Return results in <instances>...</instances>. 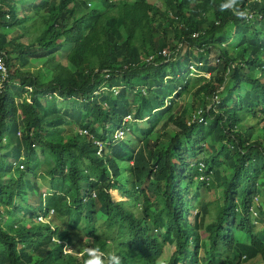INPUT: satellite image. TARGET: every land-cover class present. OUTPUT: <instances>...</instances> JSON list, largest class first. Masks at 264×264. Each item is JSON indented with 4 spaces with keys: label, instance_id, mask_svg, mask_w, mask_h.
Wrapping results in <instances>:
<instances>
[{
    "label": "trees",
    "instance_id": "trees-1",
    "mask_svg": "<svg viewBox=\"0 0 264 264\" xmlns=\"http://www.w3.org/2000/svg\"><path fill=\"white\" fill-rule=\"evenodd\" d=\"M25 1L0 0V264H83L72 232L122 264H264V0Z\"/></svg>",
    "mask_w": 264,
    "mask_h": 264
},
{
    "label": "clouds",
    "instance_id": "clouds-1",
    "mask_svg": "<svg viewBox=\"0 0 264 264\" xmlns=\"http://www.w3.org/2000/svg\"><path fill=\"white\" fill-rule=\"evenodd\" d=\"M218 7H219V10L221 12L231 11L232 14L235 17H237L238 19H247V17H248V11L241 6V0H222V2L218 5ZM164 52L168 53V56H167L168 58L172 57V49L171 48L163 49L162 52L160 53L159 57L160 56L165 57L163 55ZM148 56L150 58V55H148ZM155 56H154V58H155ZM167 57H165V58H167ZM154 58H153V60H154ZM152 61L147 62V60H146L147 63H151ZM191 70L195 72V70L193 68H191ZM209 77H211V76H209ZM214 101H215V103L217 105H220V102L218 101V99H215ZM212 109H213V107L209 106L208 109H203L202 111L196 113L194 115L193 119L188 122V125L192 126L193 124H196V123L207 125V122H206V120L204 118V114L208 113ZM126 132L127 133L129 132V128H128V130L125 129V135L123 136V138L117 139L116 141L118 142V141L123 140L125 138L126 134H127ZM202 179L205 180L207 178L202 177ZM112 190L119 191V189H111L110 191H112ZM110 191H109V193L111 194ZM119 193L123 194L121 191H119ZM111 196H112V194H111ZM113 199H115V198H113ZM126 200H127V198L123 199V200H117V201H126ZM259 200H262V199L256 197L255 200H254V203L257 204V205H260L258 203ZM261 204H262V201H261ZM251 213H255L253 211V209H252ZM255 215H256V213H255ZM39 220L42 221V222H47V219H45V218H44V220H41V218ZM209 223H211V222H209ZM154 233L155 234L159 233V230L157 228H155L154 229ZM64 248L67 250L66 252L68 254H70V255L74 254L73 251H76V249H77V248H75V249L71 248L66 243L64 245ZM257 252H259V250H257ZM77 255L79 257L83 258V264H122V259H121V257L118 254H116L115 252L106 254L104 251H102L98 247H89V246H85V245L82 244V245L79 246V250L77 252ZM199 262L202 263L201 261H199ZM251 262L253 264L255 262H258L259 264H262L263 261L261 260V256H258L255 260H253Z\"/></svg>",
    "mask_w": 264,
    "mask_h": 264
},
{
    "label": "rangeland",
    "instance_id": "rangeland-1",
    "mask_svg": "<svg viewBox=\"0 0 264 264\" xmlns=\"http://www.w3.org/2000/svg\"><path fill=\"white\" fill-rule=\"evenodd\" d=\"M150 1L151 2H154V3H157L158 2L157 0H150ZM17 3H19V6L20 7L28 6V4H29V2L28 1H25V0L24 1L23 0H17ZM30 13L31 12H26L24 10H21L20 11V15H22V16L24 15L25 17H28L30 15ZM200 52L202 53L203 52V49H201ZM149 55L150 56H155V54L153 52H150ZM31 63L34 65V67L37 70H41V69L45 70L44 69V66H43V64H44L43 61H39L38 59H33L32 61H30V64ZM206 77L209 78V75H206ZM261 80L264 82V78H262ZM58 103H60V102H58ZM177 104L180 105L181 102L178 101ZM166 120H167V118L164 119V120H162V123H166ZM140 124L143 125L144 123H140ZM39 184L43 188V197H44V194L45 193L48 194L49 191H50L49 188H48V180L47 179L44 180L43 178H40L39 179ZM110 192H111L113 198H115L116 200L126 199L125 195L120 194L119 191H117V190H112ZM205 195H206V199L205 200H206L207 204H209V208H211L212 211H215L217 208H219V204L220 203L218 202V198H217V196L215 194H213L211 192H208V194H206L205 192H203V196H205ZM188 198L189 197H186V200H188ZM261 201L262 200H259L258 203L261 204ZM199 206H200V203H197L196 204V207H199ZM197 210H199V208H195V210L193 212L194 214H193L192 218L196 214ZM255 213H252V216L253 217L255 216ZM52 221L56 225H60L61 224L57 219H52ZM208 222H212V220H208ZM256 223L258 224V228L261 229V223L259 221H256ZM71 235L73 236V240L75 242V246H74L73 249L77 248L76 251H73L74 254H75V253L78 252L80 245H82V244L85 245V239H86V237L84 236V234H81V233H78V232H72ZM160 235H164L165 236V230H162L161 233H160ZM201 236L202 237H205V232L202 231ZM118 247H119V241H115V242H113L112 245H110V247L108 248L107 251H105V253L106 254L112 253V252H115L116 253L118 251ZM169 247H170V245L167 244L166 245V248H165V252L162 255V257L158 260L157 264H168L169 263L172 254L176 251L175 249H169ZM220 251L221 252H224L225 251V246L224 245L221 246ZM197 264H202V263L198 262ZM246 264H252V262L246 263ZM254 264H259V263L258 262H255Z\"/></svg>",
    "mask_w": 264,
    "mask_h": 264
},
{
    "label": "built area",
    "instance_id": "built-area-1",
    "mask_svg": "<svg viewBox=\"0 0 264 264\" xmlns=\"http://www.w3.org/2000/svg\"><path fill=\"white\" fill-rule=\"evenodd\" d=\"M163 55L165 57H167L168 53L164 52ZM153 58H154V56H150V58L147 59V62L152 61ZM8 81H9V74H8L7 68H6L4 62L2 61V59L0 58V91L1 92L5 89V85L8 83ZM124 135H125V129L122 128V129H120V131L117 132L116 138L121 139V138H123ZM41 220H44V218L41 217Z\"/></svg>",
    "mask_w": 264,
    "mask_h": 264
}]
</instances>
